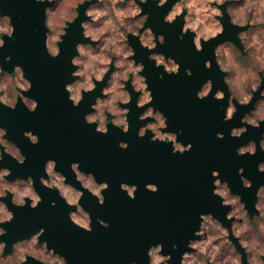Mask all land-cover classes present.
<instances>
[{"label":"water","instance_id":"95a60500","mask_svg":"<svg viewBox=\"0 0 264 264\" xmlns=\"http://www.w3.org/2000/svg\"><path fill=\"white\" fill-rule=\"evenodd\" d=\"M174 2L168 0L164 7L157 8V13L147 11L149 18L144 27L154 30L151 24L153 15L163 20ZM45 6L35 4L33 0H0V14L10 16L15 29L12 39L5 38V47L0 49V67L11 74L15 66H20L24 77L32 84L31 90L23 95L38 102L34 113H29L19 101L14 111L0 106V120L8 124L0 123V127L7 130L6 139L26 157L22 166L7 157V168L13 172L14 167L19 172L17 175L11 173L7 179L14 181L31 177L35 191L42 198V203L35 210H30L27 203L24 208L12 207L10 197L3 201L14 213L13 221L8 223L12 227L2 226L7 231L5 237H0L8 244L6 254L11 252L13 243L43 228L41 241H47L49 248L63 256L67 264H147L146 251L156 244L163 246L162 255H171L169 264H179L182 253L187 251V241L198 230L201 214H212L225 227L230 226V222L224 220L229 209L221 208L219 199L211 195L213 171L219 173L222 182H227L233 194L241 196L250 216L257 214L253 208L256 190L264 185V174L256 171L257 164L264 162V153L258 146L264 124L258 130L249 128L239 139L229 137L233 127L243 126L240 119L251 110L259 93L246 108L238 106L232 121L223 122L227 90L222 83V75L216 69L213 51L226 40L240 48L236 40L239 30L229 26L227 17L222 21L224 34L205 44L200 53L195 52L191 35L184 36L188 41L175 50L180 54L175 60L180 66L178 75H166L162 68H158L153 75L141 73L146 77L153 98L150 106L166 117V131L180 132L178 142L184 146L191 145L189 152L173 155L171 144L150 142L151 133H146L142 139L137 138L138 129L149 121H138V116L145 109L135 107V93L126 106L130 110L127 134L109 123L107 135H99L95 133V125L84 123V115L90 112L91 104L106 83L97 85L93 93L84 95L77 108L68 102L64 91L65 84L71 82V72L75 70L70 65L71 58L76 54L75 45L86 42L82 40L79 24L85 19L83 13L87 5L78 9L80 16L69 27L59 46L60 55L55 60L50 59L44 49ZM181 27L182 18L172 24L173 32L168 38L176 39ZM131 39L129 36L135 51L140 49L138 41L133 39L135 42H131ZM9 56L10 62L5 63L4 57ZM205 61H212L210 70L204 69ZM197 62L201 68H197ZM185 69L191 71V77L184 75ZM159 74L164 76L162 80L157 78ZM207 80L213 83L212 93L205 100H197L196 93ZM217 89L225 91L224 101L212 99ZM128 91L132 92L130 86ZM25 131L39 137L36 146L23 138ZM217 133L223 135L222 140L216 139ZM249 140L257 143L256 155L237 157L236 149ZM120 143H126L127 149L121 150L118 147ZM48 160L55 161L56 170L77 189L80 186L75 183L70 170L72 163H78L81 171L91 173L97 183L108 184L107 191L103 193V206H99L86 192L80 201L90 215L91 232L75 228L67 218L74 209L66 207L55 190L40 185L42 177L47 179L43 169ZM241 168L243 176L252 182L251 189L245 190L240 183L237 170ZM121 184L137 188L135 199H128L120 190ZM148 184L155 185L158 191L155 194L146 191L145 185ZM53 203L54 207L51 206ZM97 220L104 221L109 227H100ZM173 244L178 246L176 251L172 250ZM34 263L31 259L27 262Z\"/></svg>","mask_w":264,"mask_h":264},{"label":"clouds","instance_id":"9594fccd","mask_svg":"<svg viewBox=\"0 0 264 264\" xmlns=\"http://www.w3.org/2000/svg\"><path fill=\"white\" fill-rule=\"evenodd\" d=\"M35 4L46 5L43 9L44 49L50 59H57L60 55V45L67 31L79 18V8H84L85 19L79 24L83 43L75 45V55L70 60L74 71L71 72V82L65 84L64 91L68 102L77 108L83 101L84 95L91 94L97 85L105 83L100 95L90 106V112L84 115L86 125H95V133L107 135L111 125L121 130L123 134L129 132L127 117L132 94H137L135 107L145 109L138 116V121H151L140 127L136 133L142 139L146 133H151L150 142L171 144L172 154L183 155L191 150V145L184 146L178 142L180 132L166 131V117L154 110L152 95L148 90L146 77L141 73L144 65L137 63L133 57L135 50L129 44V36L136 39L139 46L153 53L148 60L154 62L156 68H162L163 73L169 76L179 74L180 66L163 54L154 50L163 46V35H155L151 28H145L148 15L142 14L141 5L149 0H33ZM156 8H162L168 0H151ZM227 17L230 27L237 29L236 40L240 48L231 41L219 43L213 51L216 69L222 75V83L227 90V102L224 109L223 122L233 120L239 108L253 107L242 115L241 127H233L229 137L239 139L247 133L249 128L258 130L264 124V0H175L170 10L163 17L167 25L174 24L182 18V27L178 39L191 35L192 46L196 53L203 51V46L221 37L225 32L222 21ZM143 29V31H141ZM14 26L11 17L0 14V49L5 47V38L11 40L14 35ZM242 48V51L240 50ZM11 57H4V62H10ZM205 70L212 68V61H205ZM0 106L14 111L19 101L29 112L34 113L38 102L26 97L31 88V82L24 77L23 69L15 66L11 74L0 67ZM186 77H191L189 69L184 70ZM163 79L164 76H158ZM131 87L132 92L128 91ZM213 90V83L207 80L196 93L197 100H205ZM216 102L225 100V91L217 89L212 95ZM123 106V107H122ZM109 115L112 117L108 121ZM7 130L0 127V162L7 156L17 165H24L26 157L20 149L6 139ZM30 145L36 146L39 137L30 131L22 133ZM217 140H222L221 133L216 134ZM259 150L264 153V133L259 139ZM118 147L126 150L128 145L120 143ZM257 143L249 140L245 145L236 149L237 157L256 155ZM55 161L48 160L44 164V174L47 179L41 178L40 185L48 190H55L59 198L69 209V222L83 232H91V218L81 206L84 193L93 197L99 206H103L107 191V183H97L91 173L80 170L78 163H72L70 170L74 176L77 189L67 183V178L56 170ZM243 169L237 170L240 183L245 190L252 188V182L243 176ZM256 171L264 174V162L258 163ZM11 175L8 168H0V237H5V224L11 223L14 213L9 210L3 201L10 197V204L14 208H24L26 203L30 210H35L42 203V198L34 189L31 177L9 181ZM213 180L211 195L218 198L221 208H228L224 220L230 222L225 227L212 214H201L198 230L194 231L192 239L186 244L187 251L182 253L179 264H264V185L256 190V201L253 205L256 215L250 216L246 204L238 194H233L227 182L219 179V173H211ZM128 199H135L137 188L134 185H120ZM145 190L155 194L158 189L155 185H145ZM51 206H55L54 203ZM253 221L255 222L253 224ZM102 228L109 225L97 220ZM44 229L41 228L28 238L21 239L11 245L10 254H6L7 242L0 240V264H27L28 260L36 264H67L66 259L50 249L47 241H41ZM233 241L236 243L234 244ZM172 250H177L173 244ZM163 246L156 244L146 251L147 264H169L171 255H162Z\"/></svg>","mask_w":264,"mask_h":264},{"label":"flooded vegetation","instance_id":"af4514ba","mask_svg":"<svg viewBox=\"0 0 264 264\" xmlns=\"http://www.w3.org/2000/svg\"><path fill=\"white\" fill-rule=\"evenodd\" d=\"M142 8H143L142 14H147V11H152L154 13V11L156 12V10H157L156 6L152 3L145 4ZM153 16H154L153 23L151 21L150 22L153 25L154 30H152V29L151 30L153 31V33L155 35H163V36L165 35L164 36V39H165L164 45L163 46L158 45L157 48L154 50V52L157 54H163L166 58H172L175 61L176 58H178V54H179V53L177 54L178 50L175 51L176 48H178V46H180V45H183V43H186L188 40L186 37H184L182 40L178 39L180 34L174 40L172 38H168V36L170 34H172V32H173L172 25L165 24L163 22V20L156 17V15H153ZM157 16H158V14H157ZM141 31H143V29ZM131 42H135V41L133 39H131ZM129 44H130V46H132V44L130 42H129ZM151 54H153V53H150V52L146 51L145 49L140 48V49H137V51H135V56L133 57V59L137 63H142L144 65V71L142 73H145L146 75H153V72H155L158 69L154 66V62L148 60V56ZM196 65H197V68L200 66L198 62L196 63ZM159 76H161V74H159ZM149 122H151V121H149ZM149 122H147V123H149Z\"/></svg>","mask_w":264,"mask_h":264},{"label":"bare ground","instance_id":"6f19581e","mask_svg":"<svg viewBox=\"0 0 264 264\" xmlns=\"http://www.w3.org/2000/svg\"><path fill=\"white\" fill-rule=\"evenodd\" d=\"M199 68H201V67H199ZM0 123L4 124V125H8L7 122H3L2 120H0ZM26 147H27V145L24 144V148H26ZM7 161H9V160L7 159V156H5L3 162H0V166L3 167V168H7L9 166V162H7ZM12 171L13 172H11V173L14 174V175L15 174L17 175V173H19V172H17L16 168H14V167H12ZM64 173H66V172L64 171ZM66 175L68 176V174H66ZM43 193L46 194L49 198H51L49 193L44 192V191H43ZM16 212H17V210H16ZM213 213H215V210H213ZM217 215L219 216V213ZM6 225L8 227H12L10 224H6ZM11 235H13V233H11ZM34 264H36V263H34Z\"/></svg>","mask_w":264,"mask_h":264},{"label":"rangeland","instance_id":"374dc122","mask_svg":"<svg viewBox=\"0 0 264 264\" xmlns=\"http://www.w3.org/2000/svg\"><path fill=\"white\" fill-rule=\"evenodd\" d=\"M0 76H2V74H0ZM111 119H112V117L109 115V117H108V121H111ZM11 182V181H10ZM261 197H264V193H262L261 194ZM255 222L253 221V224H254ZM10 254V253H9Z\"/></svg>","mask_w":264,"mask_h":264}]
</instances>
